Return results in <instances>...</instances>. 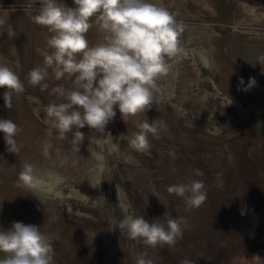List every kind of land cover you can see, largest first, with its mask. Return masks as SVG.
Instances as JSON below:
<instances>
[{"label": "rangeland", "instance_id": "1", "mask_svg": "<svg viewBox=\"0 0 264 264\" xmlns=\"http://www.w3.org/2000/svg\"><path fill=\"white\" fill-rule=\"evenodd\" d=\"M63 2L73 6V0ZM154 2L184 25L182 51L170 61L169 73L157 79L152 108L145 114L149 122L158 119V137L149 135L146 152L134 151L119 136H130L145 116L124 123L117 110L106 128L119 138L117 147L97 161L88 151L94 148L95 130H80L84 142L78 152L71 133L62 139L44 122L45 106L62 102L51 89L71 88V80H54L49 70L47 90L28 84L29 70L43 65L37 49H45L50 35L32 22V0H0V16L7 17L0 28V62L8 63L25 85L11 109L4 107L5 89L0 88V118L21 130L15 153L7 150L0 132V228L14 221L40 226L51 239L54 264H135L138 253L153 264L264 259V61L258 59L264 56V0ZM9 26L16 33L12 39ZM87 39L94 45L102 34L93 26ZM249 78L257 84L245 92ZM25 162L39 175L61 178L60 195L18 187ZM192 180L203 181L207 191L199 208L167 190ZM125 209L149 221L167 210L183 220V235L174 247H146L113 229Z\"/></svg>", "mask_w": 264, "mask_h": 264}, {"label": "clouds", "instance_id": "2", "mask_svg": "<svg viewBox=\"0 0 264 264\" xmlns=\"http://www.w3.org/2000/svg\"><path fill=\"white\" fill-rule=\"evenodd\" d=\"M36 4L38 8L34 7ZM32 8V22L50 35L45 49H37L43 57V65L29 70L28 84L47 90L49 70L54 80L66 78L72 83L71 88L61 85L51 89L62 102H51L44 108L49 133L55 129L62 139L71 133L72 144L79 152L84 142V132L80 130L85 127L95 130L98 135L94 148L88 151L97 161H103L105 152L117 147L115 142L121 136L134 151L146 152L150 148L149 135L158 137L159 121L149 122L145 114L152 108L157 79L169 73L170 61L182 51V22L154 0H73L71 7L63 0H32ZM6 21V16H0V28ZM93 26L102 34V40L90 45L87 33ZM7 36L10 39L16 36L11 26ZM258 59L264 61V56ZM239 82L243 85V78ZM256 84L254 78H249L242 90L247 92ZM0 88L5 89L6 109L12 108L14 96L25 91L17 72L5 62H0ZM231 103L230 98L223 106ZM117 110L124 123L130 117L143 115L145 118L130 136L122 133L116 139L106 128L116 117ZM20 131L11 119L0 118V132L4 134L9 152L18 151L16 137ZM48 147L50 145L45 144V152ZM196 174L202 173L197 171ZM60 183L59 177L37 174L30 162L23 163L16 179L18 187L43 191L53 197L60 195L56 191ZM167 190L183 198L191 208H199L207 197L201 180L170 185ZM124 212L113 229L118 228L121 234L126 233L129 239L139 240L146 247H174L183 235V220L169 216L167 210L152 221L127 209ZM0 253L4 254L0 264H54L51 239L40 226L19 221L12 222L7 229L0 228ZM251 259L254 264H264L259 255ZM135 264L153 262L144 253H138ZM179 264L192 262L183 259Z\"/></svg>", "mask_w": 264, "mask_h": 264}]
</instances>
